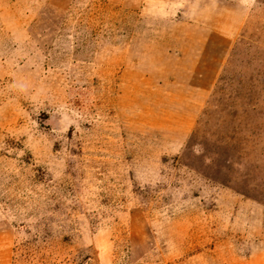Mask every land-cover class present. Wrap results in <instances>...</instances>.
<instances>
[{
	"label": "rangeland",
	"instance_id": "rangeland-1",
	"mask_svg": "<svg viewBox=\"0 0 264 264\" xmlns=\"http://www.w3.org/2000/svg\"><path fill=\"white\" fill-rule=\"evenodd\" d=\"M0 264H264V0H0Z\"/></svg>",
	"mask_w": 264,
	"mask_h": 264
},
{
	"label": "crops",
	"instance_id": "crops-1",
	"mask_svg": "<svg viewBox=\"0 0 264 264\" xmlns=\"http://www.w3.org/2000/svg\"><path fill=\"white\" fill-rule=\"evenodd\" d=\"M235 31H230L227 28H222L210 31L209 36L205 39L202 49L199 51L198 68L210 67L211 72L207 79L205 73L201 75L202 84L199 87L200 92L207 96L208 92L212 89L215 81L217 80L224 60L231 48L234 40Z\"/></svg>",
	"mask_w": 264,
	"mask_h": 264
},
{
	"label": "trees",
	"instance_id": "trees-1",
	"mask_svg": "<svg viewBox=\"0 0 264 264\" xmlns=\"http://www.w3.org/2000/svg\"><path fill=\"white\" fill-rule=\"evenodd\" d=\"M225 80V71L224 73H222L217 81L216 87H215V91H217L219 88H221V83Z\"/></svg>",
	"mask_w": 264,
	"mask_h": 264
}]
</instances>
